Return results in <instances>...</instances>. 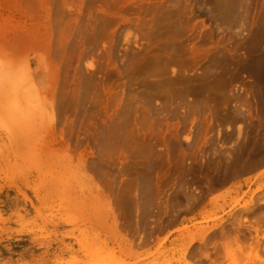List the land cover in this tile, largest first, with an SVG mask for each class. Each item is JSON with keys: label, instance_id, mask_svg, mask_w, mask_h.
Returning a JSON list of instances; mask_svg holds the SVG:
<instances>
[{"label": "rangeland", "instance_id": "rangeland-1", "mask_svg": "<svg viewBox=\"0 0 264 264\" xmlns=\"http://www.w3.org/2000/svg\"><path fill=\"white\" fill-rule=\"evenodd\" d=\"M233 21L0 0V264H264V40L246 55Z\"/></svg>", "mask_w": 264, "mask_h": 264}, {"label": "bare ground", "instance_id": "bare-ground-1", "mask_svg": "<svg viewBox=\"0 0 264 264\" xmlns=\"http://www.w3.org/2000/svg\"><path fill=\"white\" fill-rule=\"evenodd\" d=\"M244 0H218V8L220 10V14L223 18H230L232 17L234 19V35L235 37L240 41L242 39L245 44H242L241 46H238V49H244L246 51V55H251L253 50L257 49V47H261L263 40H264V26L259 25L258 27L254 28L253 24H246L245 26L241 22L243 19V13L241 12L240 8L243 6ZM258 30L257 33V44H254L256 47H253V36L255 32ZM132 60L134 59L136 53L131 54ZM130 58V55L128 56ZM136 58V57H135ZM162 73L158 74L162 75L163 73H166L165 71H161ZM258 79L261 84V90H262V96L264 98V52L263 57L260 62V66L258 68ZM172 80V79H169ZM149 111L151 112L152 116H155L156 118L160 115V111L156 106H154L153 102H148ZM112 136L110 134H106L105 141L106 143L111 144ZM264 185H261V188H263ZM259 211L264 212V205L259 206ZM250 231V230H249Z\"/></svg>", "mask_w": 264, "mask_h": 264}]
</instances>
